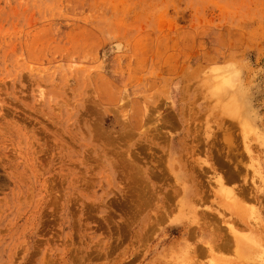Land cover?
Returning <instances> with one entry per match:
<instances>
[{
	"label": "rangeland",
	"instance_id": "obj_1",
	"mask_svg": "<svg viewBox=\"0 0 264 264\" xmlns=\"http://www.w3.org/2000/svg\"><path fill=\"white\" fill-rule=\"evenodd\" d=\"M263 257L264 0H0V264Z\"/></svg>",
	"mask_w": 264,
	"mask_h": 264
},
{
	"label": "bare ground",
	"instance_id": "obj_2",
	"mask_svg": "<svg viewBox=\"0 0 264 264\" xmlns=\"http://www.w3.org/2000/svg\"><path fill=\"white\" fill-rule=\"evenodd\" d=\"M223 94V93H222ZM230 178V177H229ZM231 179V178H230ZM232 180H233V178H232ZM228 181H230L229 179H228ZM233 182V181H232ZM245 191V190H244ZM237 193V192H236ZM236 197V196H235ZM238 197V196H237ZM207 213V212H206ZM206 213L203 215V216H205L206 215ZM217 214H219V215H223L222 213H218L217 212ZM209 215V218H210V220L211 219H217L218 218V216L217 215H210V214H208ZM207 215V216H208ZM206 216V218H208ZM204 218V217H203ZM208 223H212V222H210V221H208ZM210 225V224H209ZM211 225H213L211 228L212 229H214V230H212L211 229V231H210V233H211V237H210V239L209 240H206V242H204L203 243V247L202 248H199V247H197V248H199V250H201V253H205V252H208V253H211L212 252V250H213V248L214 247H225V248H231V247H233L234 246V244H236L237 246H240L241 245V243L240 242H244V239H247V240H249V241H253L254 239L253 238H251V237H246V238H244V236L243 237H241V238H239V236H240V233H241V231L238 229V227L235 225H233V224H229V230L228 231H226V232H223V231H221V230H223V229H221V228H219V227H217L214 223L213 224H211ZM240 225H241V223H240ZM238 226H239V223H238ZM242 226V225H241ZM241 226H239V227H241ZM244 227H248V229H251L252 230V232H251V234L253 235V236H255V237H257L258 236V232L257 231H254V230H256V228H257V226L256 225H249V226H244ZM209 228H210V226H209ZM185 233H187V235L188 234H190L189 233V231L188 230H186L185 231ZM199 234L200 232L199 231H197V232H192V235H195V234ZM196 237V236H195ZM247 241H245L244 243H246ZM248 243V242H247ZM201 246V245H200ZM244 246V245H243ZM246 247V246H245ZM203 251V252H202ZM200 252V251H199ZM264 258V257H263ZM263 262H262V264H264V260H262Z\"/></svg>",
	"mask_w": 264,
	"mask_h": 264
}]
</instances>
